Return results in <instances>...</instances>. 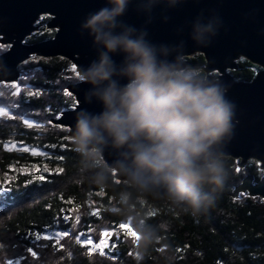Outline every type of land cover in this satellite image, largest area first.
Masks as SVG:
<instances>
[{
  "label": "clouds",
  "instance_id": "obj_1",
  "mask_svg": "<svg viewBox=\"0 0 264 264\" xmlns=\"http://www.w3.org/2000/svg\"><path fill=\"white\" fill-rule=\"evenodd\" d=\"M133 3L145 17L140 28L122 19ZM179 3L105 0L80 24L96 58L79 69L78 83L91 85L85 102L95 99L102 110L76 112L71 141L80 161L78 178L106 189L119 176V214L126 222L131 219L142 255L155 248L170 225L149 222L141 201H165L193 217L207 215L229 180L226 146L239 123L237 106L227 95L231 85L189 63L184 40L169 44L148 38L146 25L153 22L154 10ZM162 19L166 23L169 17ZM222 26L218 14L201 12L191 22L190 39L208 47ZM116 55L122 57L119 63ZM109 150L116 157L111 163L104 159ZM175 259L169 248L160 264H175Z\"/></svg>",
  "mask_w": 264,
  "mask_h": 264
},
{
  "label": "trees",
  "instance_id": "obj_2",
  "mask_svg": "<svg viewBox=\"0 0 264 264\" xmlns=\"http://www.w3.org/2000/svg\"><path fill=\"white\" fill-rule=\"evenodd\" d=\"M53 35L49 31L36 33L27 42ZM186 59L202 68L206 63L201 53ZM73 65L64 57H36L19 66L22 82L32 77L27 82L31 92L12 95L10 86V91H3L6 87L0 92V103L15 105V111L0 121V186H4L0 191V264L14 260L19 264H160L161 254L169 248L175 250V264H264V199L246 193L231 195L247 175H253L256 183L264 171L256 161L240 167L239 160L231 157H226L230 167L227 185L207 215L193 217L165 201H141L149 222L166 221L170 227L149 254L138 251L136 237L119 228L122 222L127 223L117 203L121 180L116 177L113 187L101 189L79 179L80 161L69 129L50 120L74 108L73 95H66L67 87L79 78ZM261 69L241 58L231 73L237 80L251 81ZM22 82H15L21 90ZM25 119L35 124H26ZM9 143L38 146L45 153L8 149ZM13 166L38 169L22 174L14 173ZM45 167L49 169L46 172ZM7 175H11L9 179ZM41 175L43 180L36 179ZM56 232L67 235L35 239V234ZM75 235L91 237L94 242L106 236L108 245L101 251L78 242ZM27 248L38 257H31Z\"/></svg>",
  "mask_w": 264,
  "mask_h": 264
},
{
  "label": "water",
  "instance_id": "obj_3",
  "mask_svg": "<svg viewBox=\"0 0 264 264\" xmlns=\"http://www.w3.org/2000/svg\"><path fill=\"white\" fill-rule=\"evenodd\" d=\"M104 4L105 0H0V43L10 46L0 53V83L17 82L19 66L33 55L64 57L72 61L80 73L81 67L96 58L92 39L87 32L81 34L80 24L89 12ZM201 12L206 17L218 14L223 21L219 34L208 47L195 45L189 36L191 22ZM46 14L52 17L48 28H56L53 37L27 42L33 31L38 30L37 19ZM153 15V22L146 25L151 41L174 44L184 40L186 57L203 54L205 74L231 85L227 95L237 106L239 123L226 146L227 157L239 160L240 167L251 159L256 160L264 171V0H181L173 9L164 5L157 7ZM165 15L169 17L166 23L162 19ZM122 19L137 28L145 26V17L135 10L134 3ZM113 58L117 63L122 59L120 55ZM239 58L262 67L253 80L241 81L232 75ZM90 87L87 83L70 84L67 90L77 101L75 107L63 111L57 119H50L53 124L67 127L70 136L77 111L85 109L99 113L102 110L101 103L95 99L85 102V93ZM115 158L111 150L104 154L108 163ZM254 179L253 175H247L231 195L237 197L246 193L264 199V177L256 183Z\"/></svg>",
  "mask_w": 264,
  "mask_h": 264
},
{
  "label": "rangeland",
  "instance_id": "obj_4",
  "mask_svg": "<svg viewBox=\"0 0 264 264\" xmlns=\"http://www.w3.org/2000/svg\"><path fill=\"white\" fill-rule=\"evenodd\" d=\"M41 17H43V19H41ZM51 16L50 15H41L38 19H37V21H36V23H35V25L38 27V30H35V31H33V33H32V35L31 36H33L34 34H36V33H38V34H42V33H44L45 31H49V32H54L55 33V31H56V28H48V22L51 20ZM41 24H43V25H41ZM9 44H6V45H3V44H1L0 43V48H1V50H3L2 51V53L3 52H5V51H7L8 49H9ZM192 55H194V54H192ZM191 55V56H192ZM36 57H39V58H47V57H40V56H36V55H33V56H31L28 60H26L25 62H28V61H31V60H34V59H36ZM189 57V56H188ZM239 59H241V58H239ZM24 62V63H25ZM216 72H213V74H215ZM76 74L79 76L80 75V73L76 70ZM23 78L24 77H20L19 78V82H22L23 81ZM32 77L31 76H28L26 79H25V81L24 82H22V84H21V88H22V90L20 89V93L21 92H23L24 91V93H27V92H31V89L32 88H29V86H28V84H27V82L29 81V79H31ZM17 81V82H18ZM16 82V83H17ZM11 85V83H0V92H2V90L4 89V88H6V90H3V91H10V90H8V88H9V86ZM20 88V87H19ZM13 91H15L14 89H13ZM76 103H77V101L75 100V98H74V107H75V105H76ZM0 107H4V108H6V110L8 111V113H9V111H15V105H12V104H9V103H7V104H2V103H0ZM9 116H11V115H9ZM6 117H8V116H0V121H1V119H4V118H6ZM29 124H35L34 122H29ZM17 147H19L20 149H28L27 150V152H30L31 154H33L34 152L36 153V154H33V155H43L44 153H45V151L42 149V148H40V147H38V146H30V145H20V144H12V143H9L8 145H7V148L8 149H14V148H17ZM254 161H256V160H253V159H251V160H249L248 161V163H251V162H254ZM257 163H259L258 161H256ZM48 168V167H47ZM38 169V167L37 166H33V167H26V166H19V167H15V166H13L12 167V171L14 172V173H22V174H29V173H31V172H34V171H36ZM261 169V168H260ZM49 170V169H48ZM43 171L44 172H46L45 171V168H43ZM263 171V170H262ZM11 175H7V179H9L8 177H10ZM0 180H1V176H0ZM3 189H4V186H0V191H3ZM256 197V196H255ZM49 236H51V237H55V233H52V234H49ZM76 236V235H75ZM76 238H77V240L79 239V241H81V242H83V243H88V244H90L92 247H95L96 249H101V251H104V248H106L107 247V245H108V237H106V236H103L102 237V239H99V240H97L96 242H94V240H93V238H91L90 237V242H88V241H86L85 239H83L82 238V236H80V235H77L76 236ZM102 241L104 242V243H102Z\"/></svg>",
  "mask_w": 264,
  "mask_h": 264
},
{
  "label": "snow or ice",
  "instance_id": "obj_5",
  "mask_svg": "<svg viewBox=\"0 0 264 264\" xmlns=\"http://www.w3.org/2000/svg\"><path fill=\"white\" fill-rule=\"evenodd\" d=\"M41 19H43V17H41ZM76 70H77V69H76V66L73 65V67H72V71L75 72ZM10 87H11L12 89L15 90V91L12 93V95H16V94L20 91V88H19L18 85L15 84V83L11 84ZM66 95L71 96V93H70V92H69V93H66ZM7 115H8V111L6 110V108H4V107H0V116H7ZM24 123L28 124L29 121H28L27 119H25V120H24ZM24 150L27 151L28 149H24ZM33 154H36V153L34 152ZM45 171H48V168H47V167H45ZM57 171H62V169H59V170H57ZM237 171H239V169H237ZM36 179H38V180H43L44 177L41 175V176L36 177ZM31 182H32V181H28V183H31ZM5 190H7V189H5ZM119 228H121V229H127V231H128L132 236L136 237L137 240L139 239V237H138L136 231L133 229L131 219H129V220L127 221V223L122 222V223L119 225ZM107 234H108V233H105V235H107ZM64 235H67V233L56 232V233H55V238H61V237H63ZM35 239H36V240H41V239L49 240V239H53V237L48 236V235H43V236H42V235H40V234H35ZM85 240L88 241V242H90V240H89L88 237H85ZM78 242H79V239H78ZM102 243H104V242L102 241ZM26 251H27L28 253L31 254V257H33V258H37V257H38V253H37L36 251H34L32 248H27ZM8 264H19V261H18V260L9 261Z\"/></svg>",
  "mask_w": 264,
  "mask_h": 264
}]
</instances>
